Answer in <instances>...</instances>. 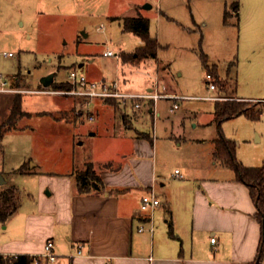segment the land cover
Returning <instances> with one entry per match:
<instances>
[{
    "label": "rangeland",
    "instance_id": "374dc122",
    "mask_svg": "<svg viewBox=\"0 0 264 264\" xmlns=\"http://www.w3.org/2000/svg\"><path fill=\"white\" fill-rule=\"evenodd\" d=\"M232 1L0 0V73L17 89L0 92V122L9 115L18 92L23 95V109L30 112L20 117L0 140L1 169L12 176L22 191L21 198L27 193L37 195L40 189L45 192L42 183L55 180L52 177L56 173L69 174L75 180L77 173L89 163L97 170L103 160L117 165L124 159L118 153L127 152L130 140L110 134L113 127L104 124L97 106L99 99L86 104L82 96L41 91L45 87L41 83L44 75L55 74L54 83L47 87L52 90L58 83L66 84L71 69L96 80L111 81L118 77L122 87L126 82L125 88L142 90L149 79L146 74L138 73L132 66L128 69L133 75L131 78L123 73L127 65L118 62V57L103 55L108 47L117 52L119 48L133 49L138 44L137 35L122 30L123 17L136 16L138 12L147 15L149 32L162 44L158 58L169 64V74L163 82L174 93L225 99L215 78L216 89H209L207 64L209 68L217 67L219 79L227 85L226 95L264 96V71H258L255 65L262 59L252 49L247 52L242 48L243 33L235 14L229 17L228 24L223 23L225 7ZM147 3L151 4L150 8L143 7ZM165 43L167 47H163ZM3 52H12V55L5 56ZM202 55L207 59L206 64ZM17 78L20 86L15 83ZM234 88L236 91L232 92ZM101 103L104 102L101 100ZM177 103L178 107L171 109V100L159 99L155 109L160 115L156 114L153 120L152 114L139 112V118H133L130 132L149 133L155 142L158 138L155 156L158 165L162 164L168 171L189 167L193 172L197 165L195 159L218 137L214 120L203 125L212 118L214 102L191 97L179 99ZM58 110L62 112L59 118L38 114ZM111 110L107 107L105 112L117 118L118 110ZM89 113L94 115L93 119ZM125 126L129 128L131 124ZM97 127H100L98 131ZM221 130L235 143V157L239 162L244 156L250 165L262 163L264 112L256 119L245 114L227 119L221 123ZM260 135L262 139H258ZM195 138H205L208 143L201 148ZM32 161L38 164L37 170L44 172L42 175L13 173L24 162L31 166Z\"/></svg>",
    "mask_w": 264,
    "mask_h": 264
},
{
    "label": "crops",
    "instance_id": "0c3cea01",
    "mask_svg": "<svg viewBox=\"0 0 264 264\" xmlns=\"http://www.w3.org/2000/svg\"><path fill=\"white\" fill-rule=\"evenodd\" d=\"M238 13V25L243 33L242 48L247 52L252 49L262 59L255 65L258 71H264V0H239ZM154 37L158 40L156 35ZM138 39L133 49L119 48L118 55L121 51L133 52L142 44V40ZM158 43L162 46L159 40ZM167 45L165 43L163 47ZM118 62L127 65L123 73L131 78L133 75L128 69L132 66L138 73L149 77L144 88L138 92L150 90L153 75H158L159 91L174 93L163 82L169 74V64L159 60L158 52L156 57H146L136 63L123 62L119 57ZM154 67L155 72L152 73ZM216 72L218 75L217 67ZM125 84L122 89L130 90L125 88ZM233 95L242 100L264 99V96L244 93ZM185 96L214 102L205 98L206 95ZM223 96L227 97L226 93ZM95 99L100 100L97 106L104 124L113 127L111 131L108 129L110 134L130 140L127 152L118 153L124 159L117 165L103 160L99 169H95L103 181L100 189L81 192L76 177L74 180L69 174L56 173L52 177L55 180L44 182L45 185L42 183L45 192L40 189L37 195L27 193L25 198H21L22 191L12 181V176L0 166V192L14 189L18 202L17 209L6 220L0 221V253L4 256L28 254L33 257L32 264L251 263L256 257L261 235L257 209L248 186L236 178L232 168L215 157L216 138L210 144L211 148L203 149L195 159L196 171L192 172L189 167H175L168 171L162 164L158 165L155 158L158 138L155 142L149 133L130 132L133 120L139 118V112L152 114L154 120L156 114L160 115V111L155 109L156 102L168 98L156 101L143 99L138 109L132 102L123 104L116 98H92L86 104ZM107 107L116 108L119 117L106 113ZM177 107H173L172 101L171 109ZM213 120L212 110V118L203 125ZM126 124L131 126L127 128ZM99 129L97 127L96 130ZM258 139H262V135ZM195 141L201 148L208 143L205 138H195ZM176 143L181 144L178 140ZM0 154L3 155L2 151ZM240 159L248 164L244 156ZM37 166L32 161L27 172L19 171L18 167L13 173L42 175L44 172L37 170ZM175 169H179L178 174L174 173ZM151 190L155 191L160 204L152 211L141 209V197ZM140 227L142 230H139ZM212 237L215 243L211 242ZM48 241L53 243L55 260L50 261L45 256ZM78 247L81 253H77ZM260 264H264V259Z\"/></svg>",
    "mask_w": 264,
    "mask_h": 264
},
{
    "label": "trees",
    "instance_id": "16d2710c",
    "mask_svg": "<svg viewBox=\"0 0 264 264\" xmlns=\"http://www.w3.org/2000/svg\"><path fill=\"white\" fill-rule=\"evenodd\" d=\"M239 0H233L229 6L225 7L224 10V23H229V17L235 14L239 15ZM122 29L129 31L137 35L141 40L142 44L137 46L133 52L119 53V58L123 62L136 63L143 60L146 57H156L157 52L161 45L158 43L156 37L151 36L149 32V18L138 14L136 16H126L121 19ZM203 63L206 64V57L201 56ZM207 72L212 73L216 79L217 85L219 86V92L227 93L226 82L219 79L216 74V67L209 66L206 64ZM17 86H20V80H15ZM54 83V82H52ZM51 83V84H52ZM50 84V85H51ZM48 87V86H47ZM47 87H41V89L47 90ZM71 87V84L66 81V84H56L51 89H66ZM236 89L232 90L235 92ZM225 99L214 100V121L218 126V137L214 140L215 150L214 155L220 159L225 165L232 168L236 174V178L239 181L244 182L250 191V196L256 206L257 212L256 217L261 225V235L257 247V253L255 259L249 264H260L264 259V160L260 165L247 166L239 162L235 157V143L226 138L221 130V123L227 119L233 118L240 114H245L251 119H256L261 116L264 112V101L255 100H242L235 97L226 95ZM23 95L18 92L13 97V102L10 107V113L7 117L0 122V140L4 137V134L11 130L16 124L17 120L29 114L22 107ZM74 111V110H73ZM81 111H78L80 114ZM38 114H48L52 117L59 118L62 112L58 111H41ZM21 172H27L28 162H24L19 168ZM77 185L79 191L89 192L94 189H100L103 185V181L99 174H97L92 164H87L86 168L79 171L76 175ZM18 206V202L15 198L14 189L8 188L0 192V221H4L7 217L12 214ZM170 233H172V226H169ZM33 257L28 254H18L16 256H4L0 253V264H32Z\"/></svg>",
    "mask_w": 264,
    "mask_h": 264
},
{
    "label": "built area",
    "instance_id": "2783aa9c",
    "mask_svg": "<svg viewBox=\"0 0 264 264\" xmlns=\"http://www.w3.org/2000/svg\"><path fill=\"white\" fill-rule=\"evenodd\" d=\"M5 56H11L12 52H3ZM103 55L106 56H116L119 57L117 52H114L112 49H105ZM153 84L151 89L143 92H133L130 90L122 89V84L120 79L117 77L111 81H107L105 78L102 79H89L84 73H79L75 69H71L68 74V80L71 84V87L66 89H56V90H42L50 93H58L64 95H77L85 98L86 102L88 99L92 98H116L120 102L126 104L127 102H132L133 106L138 109L141 107V101L143 99H152L154 101L159 98H168L173 101V107H177V100L188 98V96L180 95L176 93H162L159 91V77L158 75H153ZM206 81L210 90L216 87L214 76L212 73H206ZM17 89L11 87L10 82L4 76L3 73H0V92H16ZM207 99H220L221 97L215 95H206L204 96ZM261 101H264L262 99ZM89 118L93 119L94 115L89 113ZM175 174L179 173V169H175ZM160 204V201L154 190L144 194L141 197V209L152 211L156 206ZM142 230V227L139 228ZM211 242L215 243V238H211ZM52 241L47 242V252L45 256L48 260H55L56 255L52 251ZM77 253H81L80 247L77 249Z\"/></svg>",
    "mask_w": 264,
    "mask_h": 264
},
{
    "label": "water",
    "instance_id": "95a60500",
    "mask_svg": "<svg viewBox=\"0 0 264 264\" xmlns=\"http://www.w3.org/2000/svg\"><path fill=\"white\" fill-rule=\"evenodd\" d=\"M144 8H150L151 7V4L147 3L145 5H143ZM54 73H49L47 75H44L42 78H41V83L43 84V86L47 87L49 86L53 81H54ZM1 176V175H0ZM0 183H1V180H0Z\"/></svg>",
    "mask_w": 264,
    "mask_h": 264
}]
</instances>
